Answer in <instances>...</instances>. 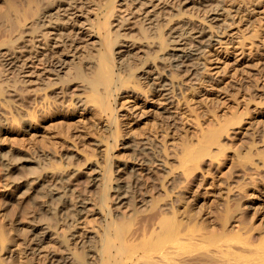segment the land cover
I'll list each match as a JSON object with an SVG mask.
<instances>
[{
  "label": "rangeland",
  "instance_id": "obj_1",
  "mask_svg": "<svg viewBox=\"0 0 264 264\" xmlns=\"http://www.w3.org/2000/svg\"><path fill=\"white\" fill-rule=\"evenodd\" d=\"M10 1L22 15L26 0ZM32 1L20 26L7 23L0 16V33L7 34L0 40V85L11 87L16 81L18 86L14 92L5 91L0 97V264H101L99 252L108 234L115 244L123 236L124 247L130 250L131 245L139 244L148 234L142 233L153 201L158 202L160 210L168 203L166 191L160 185L170 176L178 196L185 193L191 200L196 195V206H202L204 217H208L215 195L233 194L240 184L248 193L258 195L256 200L261 208L255 224L264 219V167L258 154L264 151L261 141L264 134L259 132L264 129V0H119L114 4L115 14L110 21L116 17L128 18L125 29L121 30L126 34L123 50L133 49L146 56L140 49H157L159 35L171 46L179 42H169L173 39H170L172 27L183 20L205 29L213 38L186 62L195 69L179 73L168 67L172 82L180 87L178 95L170 93L168 100L160 95L156 84L158 70L154 68L147 73L148 79L141 80V89H126L120 94L116 106L123 136L109 150L108 175L112 179L122 175L126 182L132 181L127 170L116 172L115 169L122 162L134 166L141 161L136 177L137 194L145 189L143 205L132 203L123 207L115 204L110 192L103 201L106 192L101 189V181L92 179L106 167L108 131L104 130V118L96 116L87 104L83 105L85 98L78 90L80 83L70 84L64 97L65 105L79 101L82 106L74 109L61 110L51 105L47 108L46 104L43 108L37 103L42 101L40 95L31 90L29 110L38 119L33 124L29 121L31 127L25 131L22 119L27 116L19 100L23 65L20 58L15 63L17 67L5 61L11 51L22 55L20 46L24 44L31 55L39 50L46 53L41 57L51 56L54 49H49V41L37 31L44 13L51 14L47 18L52 21L60 18L55 22L61 31L81 33L88 27L85 23H90L107 0H70L75 6L71 12L79 16L73 19L65 16L70 11L56 10L66 8V3H60L66 0ZM4 2L0 0V11ZM209 3L208 8L202 6ZM9 15L13 20V10ZM141 31L151 42L147 44L144 37L133 35ZM85 39L88 37L82 40ZM180 44L190 49L193 40L186 35ZM154 52L163 54L150 51L147 55L154 56ZM28 60L32 77L47 75L48 61L40 64L34 57ZM151 61L155 64L157 60ZM149 86L156 87V91L151 92ZM7 93H14L18 99L15 101ZM238 118L241 121L236 123ZM218 126L227 128L220 141L224 150L215 158L204 157L194 172L192 186L185 187L179 167L184 144L197 143L202 132ZM71 140L78 143H70ZM128 140L132 143H123ZM251 143L257 144L249 148ZM131 145L147 149L134 152L129 150ZM211 149L216 151L215 146ZM249 155L253 164L246 162ZM2 159L12 163L9 170ZM27 159L33 162L28 163ZM159 159L168 173H163ZM93 164L97 170L87 171L86 166ZM41 171H46L48 176L32 194L18 185ZM59 173L64 178L56 183L54 175ZM56 190L63 194L62 211L56 208L58 199L52 196ZM177 198H173L175 204ZM241 203L247 209L248 199H242ZM79 207L88 209L81 220L71 223ZM246 211L249 216L254 212L250 208ZM36 222L49 225L54 231L53 239L36 243L32 229ZM128 249L118 252V258L127 256Z\"/></svg>",
  "mask_w": 264,
  "mask_h": 264
},
{
  "label": "bare ground",
  "instance_id": "obj_2",
  "mask_svg": "<svg viewBox=\"0 0 264 264\" xmlns=\"http://www.w3.org/2000/svg\"><path fill=\"white\" fill-rule=\"evenodd\" d=\"M118 1L107 0L90 23H85L88 27L83 28L81 33L61 31L60 25L55 22L60 18L52 21L47 18L51 14L44 13L37 23V31L42 32L41 35H44V39L49 41L47 43L49 49H54L51 56L43 58L41 56H45L46 53L43 54L39 50L34 55H31L29 47L24 44L20 46L23 52L22 55L11 51L7 54L9 57L5 61L7 64L17 67L18 65L15 63L20 58L19 62H22L21 65H23L20 71V90L22 95L19 94V100L27 116L22 119V126L25 131L31 127L29 121L33 124L38 119L34 112L29 110L32 100L29 95L31 90L35 94L40 95L42 101H37V103H40L43 108L46 104L47 108H50L48 106L51 105L61 110L64 108L74 109L82 106L79 101L65 105L64 97L68 93L70 84L80 83L78 90L84 93L85 102L83 105L87 104L89 109L96 112V116L104 118L106 122L104 130L108 131L107 150L104 153L106 167L101 172L98 170L99 173L92 179L97 182L101 181V189L106 192L103 201L107 199V193L110 192V194H113L112 198L118 206L123 207L132 203L141 206L145 203L142 198L145 194V189H141L139 194H137L139 188L136 180L137 175L140 173L138 170L141 161L134 164V166H129L122 162L115 169L116 172L127 170L131 173L132 181L126 182L122 175H118V178L113 179L108 175L111 167L108 157L109 150L112 149V146L118 142L119 136L122 135V121L116 106L118 98L126 89H141V80L148 79L146 75L152 68L158 70L156 78L158 81H156V84L160 95L167 100L170 98V93L178 95L180 87L172 82L168 67L174 71H179V73L195 69L186 62L196 54L198 48L203 45H209L213 38L205 32V29L194 27L183 20L172 27L170 39H173L169 42L179 41L181 43L183 38L189 35L193 40L192 48H184L179 42L168 46L161 35H159L157 37V49L151 50L145 47H142L143 50L140 49L146 56L137 54L133 49L123 50L122 48L126 46L122 40H124L123 38L126 34L121 33V30L125 29L128 18L116 17L114 21H110V18L115 14L114 4ZM32 3V0H26L25 11L20 15L11 1L5 0L0 16L7 23L20 26L22 19L27 17V9L32 7ZM60 3H66L67 7L62 9L57 7L56 10L62 11L65 9L70 11L65 15L69 16V19L79 17L71 12L75 8L73 1L66 0V2ZM183 3L187 2L184 1ZM202 6L208 8L210 3ZM10 10H13L15 15L13 20L9 15ZM45 29L48 30L43 31ZM79 34L81 36H78ZM133 35L135 37H144L147 44L151 42L148 41L149 36L145 32L141 31ZM5 36H7L6 33H0V40H3ZM85 37H88V39L82 40ZM90 44L92 46L88 47ZM150 51L163 52V54L157 55V52H154V56H148L147 54ZM33 57L40 64L48 61L45 70L47 75L45 77L43 75L32 77L30 74L28 59ZM151 60L157 61L154 64ZM15 82L11 87L6 86V88H3L0 85V97L3 96L5 91L14 92V89L18 88ZM31 87L33 89H30ZM149 87L151 92L156 91V87ZM7 94L13 97L15 101L18 99L14 93ZM121 116L125 115L122 114ZM240 121L241 118H238L236 123ZM148 125V130L150 131V122ZM226 132L227 128L218 126L202 132L201 139L197 143L193 145L191 143L184 144L179 167L184 174L185 187L192 186L195 179L194 172L199 168L200 162L204 157L215 158L224 150L220 141L222 135ZM259 132L264 134V129ZM130 141L123 143H132ZM261 141L264 142V138ZM47 143H57V141ZM70 143L78 142L71 140ZM255 144L257 143H251L249 148H253ZM212 146L216 147V151L213 152ZM146 149L137 145H131L129 148L130 151L134 152H143ZM258 154L260 155L261 165L264 167V151L260 150ZM157 161L161 164L163 173H168V171H165L164 165H162L163 161L160 159ZM2 162L6 170H9L12 166V163L6 159H2ZM26 162L32 163L33 161L27 159ZM246 162L253 164L250 155L246 157ZM86 169L87 171L97 170L94 164L87 165ZM47 176L46 171H41L18 185L25 188L26 192L32 194L39 187H42V181ZM62 178H64L62 173L54 175L56 183L61 182ZM235 183L237 182L235 181ZM236 187L238 190L233 194L228 193L225 196L221 194L215 195L209 206L208 217H204L202 206H196V195L192 196L191 200H188V196L185 193L178 196L176 194V186L170 176L160 185V188L166 191L168 203H164L163 209L160 210L157 207L158 202L153 201L151 212L148 215L147 223L142 233L148 232L145 238L139 244L131 245L129 250L124 247L123 236L119 238L121 242L115 244L112 240V235L108 234L104 239L102 250L99 252L101 264H264V219L259 224H255L256 214L261 208L256 200L258 195L253 192L248 193L240 184H237ZM172 194L174 196L171 197ZM52 196L58 199L56 208L59 211L64 210L65 206L61 201L63 194L56 190L52 191ZM174 197L178 199V204H175L176 200L173 199ZM259 197H262L261 193H259ZM244 198L249 201L247 209L254 210L252 216H249L247 209L242 207L241 202ZM42 205L46 204L42 203ZM87 209L79 207L70 222L77 223V221L81 220ZM32 229L34 231V241L38 244L54 237V231L45 223L36 222L32 224ZM115 232L118 233V227L115 228ZM132 235L133 233H130V236ZM196 236L197 239L195 238ZM112 248L115 249V252L111 251ZM127 249L129 251L127 256H124L123 259L118 258V252ZM47 264H52V262Z\"/></svg>",
  "mask_w": 264,
  "mask_h": 264
}]
</instances>
